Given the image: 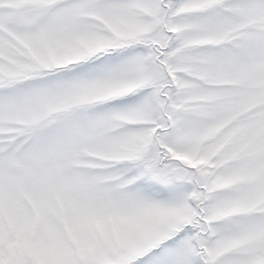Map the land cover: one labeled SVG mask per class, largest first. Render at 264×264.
Masks as SVG:
<instances>
[{
    "label": "snow or ice",
    "instance_id": "snow-or-ice-1",
    "mask_svg": "<svg viewBox=\"0 0 264 264\" xmlns=\"http://www.w3.org/2000/svg\"><path fill=\"white\" fill-rule=\"evenodd\" d=\"M0 264H264V0H0Z\"/></svg>",
    "mask_w": 264,
    "mask_h": 264
}]
</instances>
